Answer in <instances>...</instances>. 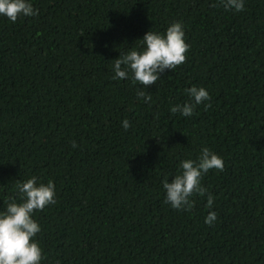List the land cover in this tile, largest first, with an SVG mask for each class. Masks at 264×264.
<instances>
[{
    "label": "trees",
    "instance_id": "trees-1",
    "mask_svg": "<svg viewBox=\"0 0 264 264\" xmlns=\"http://www.w3.org/2000/svg\"><path fill=\"white\" fill-rule=\"evenodd\" d=\"M30 2L38 15L0 16V212L18 183L53 181L57 202L33 214L41 264H264V0ZM174 22L185 63L147 88L112 79L121 53ZM192 86L211 99L172 114ZM205 147L224 170L173 209L163 182Z\"/></svg>",
    "mask_w": 264,
    "mask_h": 264
},
{
    "label": "clouds",
    "instance_id": "clouds-1",
    "mask_svg": "<svg viewBox=\"0 0 264 264\" xmlns=\"http://www.w3.org/2000/svg\"><path fill=\"white\" fill-rule=\"evenodd\" d=\"M219 5L225 10L242 12L245 10L244 0H219ZM217 5H213L215 7ZM39 14L30 0H0V16L7 17L15 23L18 17H32ZM143 50L132 49L126 54H120L114 60L113 80H124L131 72L134 84L147 88L160 79L165 70H174L186 62L189 45L185 41V33L180 22L172 23L166 33L148 31L143 39ZM189 101L170 108L172 114L180 113L185 117L193 114L197 105L211 99L203 87L192 86L186 89ZM137 97L145 103L151 101V94L143 90L137 91ZM211 104H205L210 108ZM125 130L130 127L127 119L122 121ZM183 134V133H182ZM77 146L75 142L72 145ZM181 172L170 182L165 179L163 188L166 191L165 203L173 209L191 211L195 195L205 196L207 189L201 186V178L212 169L224 170V161L217 154L205 147L197 160L187 159L180 162ZM19 202L15 199L7 203L6 210L0 212V264H41L43 251L34 237L41 231L40 225L33 219L36 211H42L46 206L55 204V184L49 180L47 184L38 183L33 176L17 184ZM214 198L207 195V206L212 207ZM217 219V213L210 211L205 223L211 226Z\"/></svg>",
    "mask_w": 264,
    "mask_h": 264
}]
</instances>
